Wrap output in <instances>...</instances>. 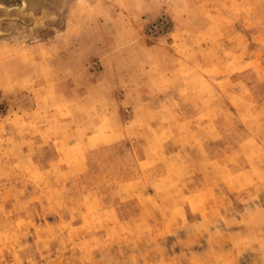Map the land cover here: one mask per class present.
<instances>
[{
  "label": "rangeland",
  "instance_id": "374dc122",
  "mask_svg": "<svg viewBox=\"0 0 264 264\" xmlns=\"http://www.w3.org/2000/svg\"><path fill=\"white\" fill-rule=\"evenodd\" d=\"M79 2L0 0V264H264V0L136 2L126 68Z\"/></svg>",
  "mask_w": 264,
  "mask_h": 264
},
{
  "label": "crops",
  "instance_id": "0c3cea01",
  "mask_svg": "<svg viewBox=\"0 0 264 264\" xmlns=\"http://www.w3.org/2000/svg\"><path fill=\"white\" fill-rule=\"evenodd\" d=\"M107 1L109 3H106L104 6L101 5L99 8L98 6H96V8L94 9L96 11L95 14H97L98 12H100V8L103 6V11L105 14L104 15L105 17L96 20L89 17H84L87 14V13H83L81 9L82 7H85L83 6L85 4L84 2L74 3L73 7H75L76 10H80V14H81V17L78 20L79 31H78V35L71 34L70 38L68 37L65 38L64 45L65 48H71L74 42L87 43L86 35L82 33L83 29L87 28L88 26L91 27L95 26L96 27L95 31L97 32V34L93 35L91 38L92 39L91 41L95 43V47H93L95 54L93 55L85 54V52L88 51V46L85 47L83 45H79L76 49L78 50L79 48L80 55L81 56L90 55L99 58V57L108 56L109 52L112 50L120 54V57L122 58L121 63L126 68L125 65L131 63V61H127L126 58L130 57L129 55H131V53L136 54V52L138 51V47L140 45L137 44L136 42L142 41V37H141L142 35H140L138 32H136L133 29L134 21L131 22L128 19L132 18L131 13L134 11V9L139 7L136 2L145 1V0H125L120 4V7H118L119 5H117V3H114L112 0H107ZM110 2L114 3L115 5ZM89 4L90 3H87L88 6ZM121 5H123L125 8L121 7ZM69 6L70 8L73 9L71 3ZM127 9H129V11ZM86 10L88 9L86 8ZM118 11L122 13L119 17L116 16V12ZM113 19H117V20H113ZM119 19L122 20L120 21ZM114 25H118L117 30L115 31L112 30L111 33H109L107 26H114ZM121 25H123L124 27L120 29L119 26ZM105 42L107 43L108 47H105L104 44ZM120 43H122V45H120ZM63 52L64 54H66V51ZM154 52L143 55V59H145V63L149 62L150 64L145 65L143 68L140 69V71L139 70L133 71L132 73L129 74L130 77L129 76L126 77L127 74L125 73V71L127 70H125V68L121 70V72L114 73L115 76H119V80L116 83H114V87L116 88L117 91L125 88H133L132 86H129L127 82L133 84L134 88L137 87L138 89L141 90H145L147 88L152 87L153 84H156V80L154 76L150 75L153 70V65H151V58ZM146 58L148 59L146 60ZM113 72L116 71L113 70Z\"/></svg>",
  "mask_w": 264,
  "mask_h": 264
}]
</instances>
